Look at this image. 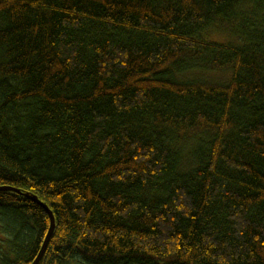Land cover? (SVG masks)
<instances>
[{
  "label": "trees",
  "instance_id": "obj_1",
  "mask_svg": "<svg viewBox=\"0 0 264 264\" xmlns=\"http://www.w3.org/2000/svg\"><path fill=\"white\" fill-rule=\"evenodd\" d=\"M5 185L38 264H264V0H0Z\"/></svg>",
  "mask_w": 264,
  "mask_h": 264
},
{
  "label": "water",
  "instance_id": "obj_2",
  "mask_svg": "<svg viewBox=\"0 0 264 264\" xmlns=\"http://www.w3.org/2000/svg\"><path fill=\"white\" fill-rule=\"evenodd\" d=\"M0 190L2 191H14L16 193H19V194H22L24 195L25 197H27L28 199L34 201L35 203H37L38 205H40L44 211L47 213L48 215V218H49V226H48V229H47V233L43 239V242L40 246V249L36 255V257L34 258V260L30 263V264H38V262L40 261L42 255L44 254L45 252V249L49 243V240H50V237L53 233V230H54V227H55V219H54V215L52 213V211L49 209V207L44 203L42 202L40 199H38V197L34 194H30L28 192H25V191H22L21 189L19 188H15V187H11V186H0Z\"/></svg>",
  "mask_w": 264,
  "mask_h": 264
},
{
  "label": "rangeland",
  "instance_id": "obj_3",
  "mask_svg": "<svg viewBox=\"0 0 264 264\" xmlns=\"http://www.w3.org/2000/svg\"><path fill=\"white\" fill-rule=\"evenodd\" d=\"M212 37L215 38V39L221 40V37L220 36L213 35Z\"/></svg>",
  "mask_w": 264,
  "mask_h": 264
}]
</instances>
